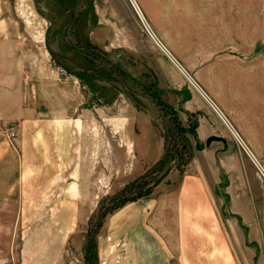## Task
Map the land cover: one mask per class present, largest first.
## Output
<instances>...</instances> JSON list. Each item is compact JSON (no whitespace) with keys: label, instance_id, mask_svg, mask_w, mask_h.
<instances>
[{"label":"rangeland","instance_id":"obj_1","mask_svg":"<svg viewBox=\"0 0 264 264\" xmlns=\"http://www.w3.org/2000/svg\"><path fill=\"white\" fill-rule=\"evenodd\" d=\"M132 2L2 0L3 16L30 35L23 48L32 55L26 78L33 101L60 102L57 90L64 86L65 113L82 118L81 150L92 164L82 176L97 182L89 187L96 196L85 203L92 211L67 245L65 261L99 264L98 235L113 206L152 192L162 179L197 173L215 182L212 200L237 262L264 264V137L239 138L215 109L182 108L190 87L216 86L210 65L216 57L253 44L200 40L201 15L224 2L249 8V0H134L138 8ZM204 115L215 133L200 138ZM15 209L0 207V264L19 263L26 220L13 217ZM73 241H83L82 252Z\"/></svg>","mask_w":264,"mask_h":264},{"label":"crops","instance_id":"obj_2","mask_svg":"<svg viewBox=\"0 0 264 264\" xmlns=\"http://www.w3.org/2000/svg\"><path fill=\"white\" fill-rule=\"evenodd\" d=\"M241 5H209L213 11L201 15L206 21L200 40L253 44L216 57L210 64L216 86L190 87L182 108L215 109L239 138L264 137V0ZM2 11L0 0V207L14 206L12 216L26 220L18 264H72L65 261L67 245L92 211L85 203L94 201L96 189L89 187L97 183L82 176L92 166L81 150L82 118L65 113L64 86L57 90L60 102L33 101L26 78L32 55L23 48L30 35L19 33L17 20ZM208 117H200V138L215 133ZM212 186L197 173L162 179L149 195L110 212L98 235L99 264H240L219 222ZM74 243L82 252L83 241Z\"/></svg>","mask_w":264,"mask_h":264},{"label":"trees","instance_id":"obj_3","mask_svg":"<svg viewBox=\"0 0 264 264\" xmlns=\"http://www.w3.org/2000/svg\"><path fill=\"white\" fill-rule=\"evenodd\" d=\"M163 160H164V157L159 161V163H161ZM145 178H146V175H145V176H141V177L138 179V181L145 180ZM144 182H145V181H144ZM157 183H158V180L154 182V184H157ZM127 188H128V186H127L124 190H127ZM150 192H151V189H150V190H147V189H146V190H144L143 192H141L140 194H138L137 197H139V196H143V195H145V194H149ZM137 197H136V198H137ZM134 198H135V197H132L131 199H134ZM125 201H126V200H125ZM125 201H122L120 204H117L116 206H113V207L111 208L112 210H110V212L113 211L114 209H116L117 207L123 205V204L125 203ZM104 215H106V213H105V214H102V215H100V216H104ZM90 248H91V243L89 242V243L87 244V246H86L87 254H88Z\"/></svg>","mask_w":264,"mask_h":264},{"label":"built area","instance_id":"obj_4","mask_svg":"<svg viewBox=\"0 0 264 264\" xmlns=\"http://www.w3.org/2000/svg\"><path fill=\"white\" fill-rule=\"evenodd\" d=\"M7 132H8V136L11 138L16 136V126L15 124L11 123L10 125H8L7 127ZM241 137V136H240ZM242 138V137H241ZM243 145V144H242ZM255 161V160H254ZM256 162V161H255ZM257 164V162H256ZM261 169V168H260Z\"/></svg>","mask_w":264,"mask_h":264},{"label":"bare ground","instance_id":"obj_5","mask_svg":"<svg viewBox=\"0 0 264 264\" xmlns=\"http://www.w3.org/2000/svg\"><path fill=\"white\" fill-rule=\"evenodd\" d=\"M132 3H134V4H135V6H137V5H136V3L134 2V0H133V2H132ZM134 4H133V5H134ZM137 8H138V6H137ZM236 136H237V135H236ZM262 171H263V170H262ZM262 173H264V172H262Z\"/></svg>","mask_w":264,"mask_h":264}]
</instances>
